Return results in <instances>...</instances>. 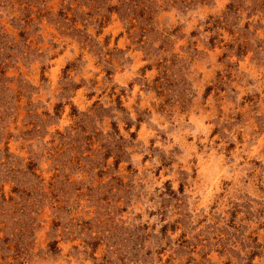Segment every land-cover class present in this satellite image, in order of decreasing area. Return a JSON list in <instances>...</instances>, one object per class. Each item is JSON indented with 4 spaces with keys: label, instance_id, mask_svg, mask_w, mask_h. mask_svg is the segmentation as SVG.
<instances>
[{
    "label": "rangeland",
    "instance_id": "374dc122",
    "mask_svg": "<svg viewBox=\"0 0 264 264\" xmlns=\"http://www.w3.org/2000/svg\"><path fill=\"white\" fill-rule=\"evenodd\" d=\"M0 264H264V0H0Z\"/></svg>",
    "mask_w": 264,
    "mask_h": 264
}]
</instances>
